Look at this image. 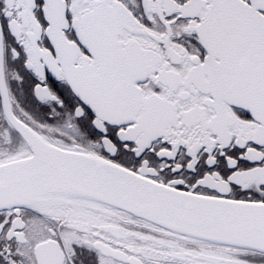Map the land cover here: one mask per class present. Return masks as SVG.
Wrapping results in <instances>:
<instances>
[{"label":"snow or ice","instance_id":"snow-or-ice-1","mask_svg":"<svg viewBox=\"0 0 264 264\" xmlns=\"http://www.w3.org/2000/svg\"><path fill=\"white\" fill-rule=\"evenodd\" d=\"M0 264H264V0H0Z\"/></svg>","mask_w":264,"mask_h":264}]
</instances>
